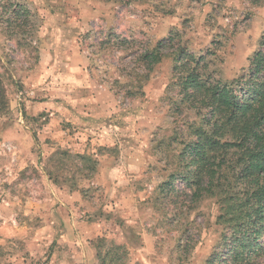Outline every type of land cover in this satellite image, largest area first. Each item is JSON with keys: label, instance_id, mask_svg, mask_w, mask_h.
<instances>
[{"label": "clouds", "instance_id": "obj_1", "mask_svg": "<svg viewBox=\"0 0 264 264\" xmlns=\"http://www.w3.org/2000/svg\"><path fill=\"white\" fill-rule=\"evenodd\" d=\"M39 99L82 131L45 144ZM0 137L62 189L0 168L21 240V198L78 201L51 264H264V0H0Z\"/></svg>", "mask_w": 264, "mask_h": 264}, {"label": "rangeland", "instance_id": "obj_2", "mask_svg": "<svg viewBox=\"0 0 264 264\" xmlns=\"http://www.w3.org/2000/svg\"><path fill=\"white\" fill-rule=\"evenodd\" d=\"M44 103V99H39L35 102V105L32 108V112L34 113L32 119L34 123H37L38 127L48 128L49 134L46 135L44 139L45 144L55 143L58 133H66L68 136L76 137L77 133L82 131V126L78 127L70 120H60L58 123H54L53 112L56 117H59L60 113L54 110L45 111L44 109L39 108V105H42ZM9 107H11V105H9ZM82 119L87 120L89 118L84 117ZM17 143L18 142L16 141H9V143L4 146L3 138L0 137V153H9L7 159L9 165L12 166L11 168L5 166L2 163L5 157L3 155H0V168H4V174L6 175L9 170L15 171L16 168H19L17 178L21 179L25 176V173L28 172V166L31 165L33 173H35V175L39 178V188L33 186V190L40 191L41 189H43L45 192H47L49 187L48 181H51V187L54 191H62V189H60L59 178L53 180L51 176H48L47 179H45L44 176L40 175L37 167L38 161H32L30 158L27 160L24 159L25 153H19L20 161L17 162L12 160L11 150L16 147ZM75 143L92 146L93 141L91 137H88L86 139H77ZM99 147L102 148L104 147V145L101 144ZM28 151L32 152L33 150L28 149ZM113 175L119 176V171L114 170ZM16 184V180L11 181V183L5 182L4 188L6 190L12 189V186ZM86 191L88 190H80L82 198ZM29 195V191L25 190V197H28ZM68 195L70 196L71 192H69ZM112 195L114 197V193ZM13 196H16L15 190L9 191V198ZM48 199L52 200L51 204L47 202ZM6 202H8V199L0 194V239L7 238L16 240L23 246V248L29 249V251L24 252V256L21 259V264H29L27 258L33 255V250L38 249L39 251H43L44 247L46 246L47 251L44 252V257H46V259H44L43 261L35 260V264H51L52 256L55 254L58 243L57 239L51 238L50 235L57 228V224L52 223V221L55 219L59 222V226L63 227L64 221L62 219L61 212L65 210V207L75 208L78 201L72 200L66 206H62L58 200H55L51 192H48L47 197L44 195H38L35 200H32L30 198H21L20 206L23 207V212L19 213V216L14 217V219H17L19 221V217H22L24 221L21 235L23 234V231L31 229L30 235L25 237L24 240H21L20 237L16 234V230L11 225V221H9L7 226L4 224L3 217L5 215V212L2 206ZM10 207H12L13 211L16 210L15 205H10ZM67 214L70 215L71 213ZM17 227L19 228L21 227V225L18 223ZM49 240H51L50 243ZM39 251H37V255L39 254Z\"/></svg>", "mask_w": 264, "mask_h": 264}, {"label": "trees", "instance_id": "obj_3", "mask_svg": "<svg viewBox=\"0 0 264 264\" xmlns=\"http://www.w3.org/2000/svg\"><path fill=\"white\" fill-rule=\"evenodd\" d=\"M262 222H264V221H262Z\"/></svg>", "mask_w": 264, "mask_h": 264}]
</instances>
